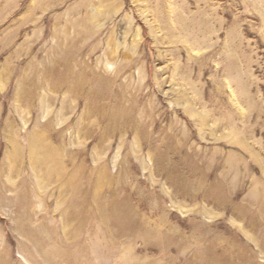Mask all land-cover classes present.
Masks as SVG:
<instances>
[{"label": "rangeland", "instance_id": "rangeland-1", "mask_svg": "<svg viewBox=\"0 0 264 264\" xmlns=\"http://www.w3.org/2000/svg\"><path fill=\"white\" fill-rule=\"evenodd\" d=\"M0 264H264V0H0Z\"/></svg>", "mask_w": 264, "mask_h": 264}]
</instances>
